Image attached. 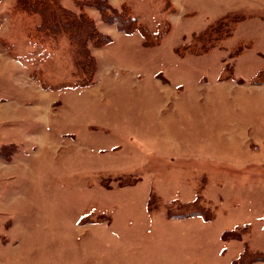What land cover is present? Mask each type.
<instances>
[{"label":"rangeland","instance_id":"obj_1","mask_svg":"<svg viewBox=\"0 0 264 264\" xmlns=\"http://www.w3.org/2000/svg\"><path fill=\"white\" fill-rule=\"evenodd\" d=\"M34 1L0 0V264H264V85L217 79L264 65L256 7L202 52L226 0H106L169 28L155 46L101 0H52L39 31Z\"/></svg>","mask_w":264,"mask_h":264},{"label":"trees","instance_id":"obj_2","mask_svg":"<svg viewBox=\"0 0 264 264\" xmlns=\"http://www.w3.org/2000/svg\"><path fill=\"white\" fill-rule=\"evenodd\" d=\"M52 1V0H51ZM50 0H35L33 4H35L36 6H38L36 8V13H38L41 17H42V22L37 25V29L39 31H45V30H49L52 33H56V24H53V22H48L49 25H47L46 22V10L44 9V7H50L52 8V11L55 12V7H53L51 4H55L54 1L51 2ZM104 4L105 7H101L98 6V8L101 11L102 16L104 17V20L109 21V22H117V25L121 28V30H127V33H134L136 31L140 32V34L143 36V38L145 39V43L147 46H155L156 44H158L161 39L164 37V35L167 33V31L169 30V28H167L164 32H162L161 34H159L155 40L152 39V32L149 30V28H146L144 26H142L141 24L138 23V20L135 16L131 15L130 12H127V9L125 7L122 6V8L120 9H116L112 6H110V4L106 1V0H101ZM30 4V2H29ZM22 8L24 9V11H30L31 8H26L22 5ZM57 10V8H56ZM106 14H108V17H106ZM52 20L58 21L59 23H62L60 20V18L58 16H56L55 14L51 15ZM81 22L80 24H85V22H87V17L85 15H83V17H81ZM229 18V16L223 17L221 19H219L217 22L211 24L210 26H208L206 29L200 31L197 33V37L195 38L196 42L199 41L202 43V52L203 51H208L210 48L214 47L215 44H210V41L212 39H210L213 35H216V37L214 38V41L217 42L218 40L222 39L223 37H226L232 34V31L234 30V23L231 22L230 24H227L225 21H227V19ZM237 20V19H236ZM68 25V26H67ZM60 26L62 27L63 32H66L70 35V40L72 41V43H77L76 41H74L73 39L76 37L75 33L72 32V28L69 26V24H64ZM127 27V29L125 28ZM225 34L224 36H219V34ZM96 35L98 36V38H101L100 41L101 42H97L98 45H106L109 44L112 41V38L108 35V34H104L102 32H97ZM196 35V34H194ZM195 37V36H193ZM193 39V38H192ZM188 50V51H187ZM243 50V46H239V48L232 54H238ZM176 51L178 52V54L184 56L185 53H200L201 51H194L190 45H186V44H181L178 47H176ZM194 51V52H193ZM81 59L83 60V56H80ZM92 67V66H91ZM82 69V68H81ZM93 69L95 71V65L93 66ZM91 70V69H90ZM93 71V70H92ZM264 71V68L261 69L255 76L253 82L254 83H264V81L260 80V75L262 74V72ZM82 72V71H81ZM94 73V72H93ZM80 74V73H79ZM82 75H86V77L84 78ZM93 75V74H92ZM92 75H90V73H85V74H80V76H82L84 78L81 86H88L90 84L94 83V79L92 77ZM91 76V77H90ZM196 201V200H195Z\"/></svg>","mask_w":264,"mask_h":264},{"label":"crops","instance_id":"obj_3","mask_svg":"<svg viewBox=\"0 0 264 264\" xmlns=\"http://www.w3.org/2000/svg\"><path fill=\"white\" fill-rule=\"evenodd\" d=\"M187 2L188 0H182L180 3V7H179V5H177V3H175V4H173V0H172V5H173V9H172V11H175V12H177V11H179V13L182 11V2ZM227 1V3H229L228 4V9L229 10H225L222 14H220L217 18H215L214 20H212V21H210V22H208V24L204 27V28H202L201 30H199L198 32H200V31H202V30H204V29H206L208 26H210L211 24H213V23H215V22H217L219 19H221V18H223V17H226V16H230L231 14H235V15H240L241 17H243L242 18V20L240 21V22H238V25L241 23V22H244L246 19H247V12H245V9H246V7H249V8H254V7H256V9H254V11L256 12V15L258 16V19H259V22L261 23V24H263V29H264V2L262 3V2H259V3H251V1H254V0H226ZM246 1H250V4H252V5H256V6H248V3L246 2ZM260 1V0H259ZM262 1H264V0H262ZM178 8V9H177ZM168 14V13H167ZM166 14V15H167ZM167 18H168V20L170 21V18H169V16L167 15ZM171 22V21H170ZM238 25H237V27H238ZM237 29V28H236ZM194 33V32H193ZM113 41V40H112ZM250 43V44H249ZM253 41H250V42H248V48H250L251 46L253 47ZM245 50V49H244ZM244 50H242L237 56H239ZM261 54L262 55H264V51H262L261 52ZM237 56H235V57H237ZM264 57V56H263ZM264 68V65L261 67V68H259L250 78H248V79H250L249 81H246L245 79H244V77H242V76H237L236 77V75H235V68H234V65H233V76H228L227 78H224V79H221L220 78V76H218V81L219 82H222V81H226V80H232V82L233 83H235V84H237V85H239V86H242V85H244V86H247L248 84L250 85V86H260V85H264V83H254L253 82V80H254V78H255V76H256V74L261 70V69H263ZM220 75V74H219ZM245 124H249L248 122H245ZM250 125V124H249ZM241 127H243V124H241L240 125V127H239V129H240V131H242L241 129ZM238 129V130H239ZM250 130H251V128H249L248 129V125H247V127H246V130H244V131H247V135L246 136H248L249 137V135H248V133L250 132ZM196 195V196H195ZM195 195H194V197H192V198H190V199H184V201H182V202H190V201H193L194 199H196L197 198V196H198V192L196 191V193H195ZM198 218H202V216H200V215H196V216H191V217H188V218H186V219H188V220H195V219H198ZM185 220V219H184ZM205 222V221H204ZM226 231V230H225ZM222 234V233H221ZM223 237V236H222ZM226 245V244H225ZM228 245V244H227ZM226 245V246H227ZM239 247V246H238ZM244 248V247H243ZM243 250V249H242ZM241 248H238L237 249V252L231 257V259L230 260H232L237 254H239L241 251ZM239 251V252H238ZM232 261H230V263H231Z\"/></svg>","mask_w":264,"mask_h":264}]
</instances>
